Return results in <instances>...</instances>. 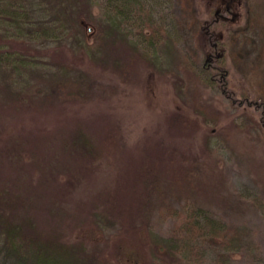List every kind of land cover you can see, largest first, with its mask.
Returning <instances> with one entry per match:
<instances>
[{"label":"rangeland","instance_id":"obj_1","mask_svg":"<svg viewBox=\"0 0 264 264\" xmlns=\"http://www.w3.org/2000/svg\"><path fill=\"white\" fill-rule=\"evenodd\" d=\"M92 1L82 19L89 52L41 45L82 75L76 92H0V177L30 197L42 228L104 264H172L150 233H169L197 209L246 228L250 247L231 264H264V0H140L153 21L172 29L178 18L190 33L159 66L124 42L96 40L113 0ZM213 41L226 82L202 71ZM149 168L156 185L142 182Z\"/></svg>","mask_w":264,"mask_h":264},{"label":"trees","instance_id":"obj_2","mask_svg":"<svg viewBox=\"0 0 264 264\" xmlns=\"http://www.w3.org/2000/svg\"><path fill=\"white\" fill-rule=\"evenodd\" d=\"M91 2L0 0V92L14 100L37 95L47 85L59 88L63 94L67 92L65 95L76 92L77 84L84 81L82 75L68 69L72 64L69 60L57 61L55 55L54 61L46 59L41 53L46 47L41 45L70 42L89 52L90 45L83 40L82 19L92 17ZM106 9L109 10L100 18L96 37L100 43L110 38L124 42L133 55L154 66L162 64L166 55L177 58L174 46L186 34L178 18L172 29L153 21L140 0H113ZM198 25L209 33L211 23L199 19ZM131 26L137 31L129 30ZM187 34L189 40L190 33ZM215 42L209 45L202 71L209 75L207 70H212L226 82L224 61L215 49L212 52ZM206 79V85L211 86V77ZM171 117L178 119L177 113ZM142 182L156 185L152 168L145 170ZM30 207V197L16 184L0 177V264H104L99 255L86 251L83 242H67L61 231L42 228ZM193 212L165 235L150 233V244L172 264H202L209 250L213 253L210 264H231L232 252L250 247L245 227L227 224L207 211ZM96 217L104 222L102 215Z\"/></svg>","mask_w":264,"mask_h":264}]
</instances>
